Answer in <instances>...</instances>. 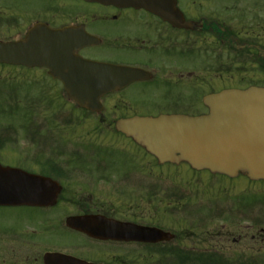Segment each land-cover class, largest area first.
<instances>
[{
  "label": "flooded vegetation",
  "instance_id": "af4514ba",
  "mask_svg": "<svg viewBox=\"0 0 264 264\" xmlns=\"http://www.w3.org/2000/svg\"><path fill=\"white\" fill-rule=\"evenodd\" d=\"M9 42L26 61H0L10 107L0 111V163L27 173L46 203L0 206V264H151L153 251L177 260L166 254L182 243L175 176L154 175L169 163L117 123L201 116L212 93L264 87V0H0V44ZM232 213L237 235L210 257L264 264V201L243 197ZM143 227L175 235L118 239ZM97 228L115 238L87 232Z\"/></svg>",
  "mask_w": 264,
  "mask_h": 264
},
{
  "label": "water",
  "instance_id": "95a60500",
  "mask_svg": "<svg viewBox=\"0 0 264 264\" xmlns=\"http://www.w3.org/2000/svg\"><path fill=\"white\" fill-rule=\"evenodd\" d=\"M91 1L120 4L149 3L151 0ZM14 46L12 43L0 45V61H13ZM20 61L24 63L22 57ZM110 85L104 84V89ZM71 94L79 104H83V94ZM205 103L211 109L206 115L136 116L118 122L117 128L132 136L159 162L186 161L199 171L208 169L214 174L230 177L244 173L252 180H264V88L222 91L207 96ZM33 183L25 172L0 164V205L42 204L44 193H35ZM88 233L97 238L112 237L107 229L97 228L95 232L88 230ZM130 237L140 241H161L170 239L172 235L157 229H143V233L136 236H123Z\"/></svg>",
  "mask_w": 264,
  "mask_h": 264
},
{
  "label": "rangeland",
  "instance_id": "374dc122",
  "mask_svg": "<svg viewBox=\"0 0 264 264\" xmlns=\"http://www.w3.org/2000/svg\"><path fill=\"white\" fill-rule=\"evenodd\" d=\"M9 108L6 103L0 101V111ZM168 172L175 176L177 228L184 245L187 246L223 247L226 244L225 238L228 231L236 237L237 232L232 226L231 218L219 212L221 208H218L216 219L213 222H206L205 225L206 216H212L208 206L212 210L220 205L225 210L228 208L235 210L243 197L245 201H248L251 196L257 203L264 201V180L253 181L246 174L231 178L227 175L212 174L208 170L199 172L192 169L186 162H181L180 165H160L153 170L154 175L157 176L161 173L166 175ZM169 207V200L162 203L163 209L170 211ZM244 225L246 226V223ZM243 245L244 243L241 242V248ZM235 247L240 248V245ZM152 259H160V256H153ZM140 260H142L141 264H146L143 259Z\"/></svg>",
  "mask_w": 264,
  "mask_h": 264
},
{
  "label": "trees",
  "instance_id": "16d2710c",
  "mask_svg": "<svg viewBox=\"0 0 264 264\" xmlns=\"http://www.w3.org/2000/svg\"><path fill=\"white\" fill-rule=\"evenodd\" d=\"M181 259L174 264H219L216 259H209L206 251H202L196 258L192 251L188 249H181ZM206 252V253H205Z\"/></svg>",
  "mask_w": 264,
  "mask_h": 264
}]
</instances>
